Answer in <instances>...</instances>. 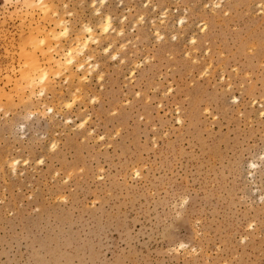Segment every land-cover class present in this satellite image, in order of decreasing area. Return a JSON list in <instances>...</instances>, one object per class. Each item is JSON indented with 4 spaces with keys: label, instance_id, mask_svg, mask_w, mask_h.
I'll return each instance as SVG.
<instances>
[{
    "label": "rangeland",
    "instance_id": "rangeland-1",
    "mask_svg": "<svg viewBox=\"0 0 264 264\" xmlns=\"http://www.w3.org/2000/svg\"><path fill=\"white\" fill-rule=\"evenodd\" d=\"M92 1L51 0L71 39ZM101 11L123 34L87 79L28 99L26 25L52 12L0 0V264H264V0Z\"/></svg>",
    "mask_w": 264,
    "mask_h": 264
},
{
    "label": "bare ground",
    "instance_id": "bare-ground-1",
    "mask_svg": "<svg viewBox=\"0 0 264 264\" xmlns=\"http://www.w3.org/2000/svg\"><path fill=\"white\" fill-rule=\"evenodd\" d=\"M5 1L8 3L13 0H5ZM14 1L21 2L22 6L25 8L26 17L29 16L27 14L30 13L32 14V12L37 9L44 14V17L42 19L48 20L50 17L49 13L52 12L51 13L52 18L50 19V21L53 22L52 29L46 30L45 26L41 22H37V21L34 22L32 20L31 21L27 20L28 21V24L26 25L27 32L25 35L23 34L24 35L23 41L29 46L30 51L29 54H24L26 53L25 52L26 48L21 51L24 52L22 55V58L24 57L23 58L24 68L20 71L21 72L20 79L14 80V86L15 88L20 89L22 85H24V87L28 90V99H30L29 98L30 96L35 95L36 88L38 87H39V90H37L38 94L45 93V89L47 84L49 83V79L52 78V76L53 77L60 76L61 73H67L68 78L72 76V78L77 80V83L79 84L83 82V80H86L87 75L91 74V72L96 67L95 64L97 63V61L96 62L94 61L95 64L94 62L91 64L94 55H91L89 52L90 43L98 44L100 39L99 37L100 34L106 35L111 32H115L117 35L123 34V30L114 31V27L112 24V16L109 13H105V14L102 13L101 8L106 3V0H100L99 8L95 6L96 5L95 0L91 2L92 6L95 7L94 13L97 16L96 19H98L99 21L97 22V25L95 24L96 27L91 25L90 23L88 24L87 21V23L81 26V31L78 32L76 35H74L75 37L72 39L70 38L71 28L68 24L69 22L65 21L63 19L64 17H61L57 13V11H52L51 0H14ZM218 4L219 3H214L213 6L217 7ZM26 17L25 20L27 19ZM121 18H123L122 20L126 21L124 16H122ZM20 19L23 22V24L20 25L21 26L24 25L25 27L24 18L20 17ZM139 20H143V19L140 17ZM184 21H185L184 17L179 18L178 20L179 26H182ZM63 37L68 39L67 40L68 44L66 45V47H59L63 49L60 52H58L57 51L58 49H56V47L61 46L59 42H60V38L62 39ZM38 39L40 41H38ZM190 39H191L190 41L192 42L195 41L193 37ZM73 67L76 69V72H78L75 74L73 73L74 75H72ZM80 87H76V88L74 87L73 90L75 91L74 93L78 92L80 90L79 89ZM75 95L76 94H73V96ZM49 110L50 112H53L52 108H49ZM86 118L82 120L80 124H78V126L85 124ZM16 161L17 160L14 159L13 163H16ZM14 166L12 169H14Z\"/></svg>",
    "mask_w": 264,
    "mask_h": 264
}]
</instances>
